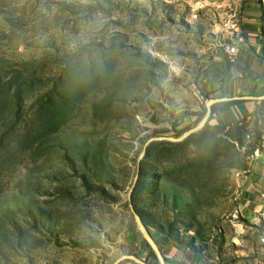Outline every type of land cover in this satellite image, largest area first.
<instances>
[{
    "label": "rangeland",
    "instance_id": "rangeland-1",
    "mask_svg": "<svg viewBox=\"0 0 264 264\" xmlns=\"http://www.w3.org/2000/svg\"><path fill=\"white\" fill-rule=\"evenodd\" d=\"M230 6L0 0V264L174 262L151 243L262 264L264 221L233 233L244 251L210 240L261 149L264 106L185 136L207 114L196 84Z\"/></svg>",
    "mask_w": 264,
    "mask_h": 264
},
{
    "label": "crops",
    "instance_id": "crops-1",
    "mask_svg": "<svg viewBox=\"0 0 264 264\" xmlns=\"http://www.w3.org/2000/svg\"><path fill=\"white\" fill-rule=\"evenodd\" d=\"M231 7L232 12L238 17L241 35L244 39V43L239 45L236 62L231 64L227 61L223 45L220 49L215 48L213 57L205 63L196 84L199 93L207 100L218 98L228 99L224 102L233 99L242 100L241 103L213 115L212 121L222 124L255 118L264 106V2L263 0H246L237 2ZM223 39L225 41L224 36ZM261 143V149L257 148L260 157L252 163V182L254 184L245 182L242 185V217L240 221L233 219L224 221L220 227L224 231L225 238L219 242L210 240L211 243L226 244L231 242L237 246V249H240L237 251H244L240 236L233 235V233L237 232L241 235L246 232L247 229L243 227V224H250V228L254 229L253 226H258L261 223L254 214V210L257 207L258 197L264 193V135L261 136ZM259 235L260 233L255 235L256 246H254L255 248L252 246L251 250H256L258 256L262 255L263 264L264 250L260 247ZM161 250L163 256L174 261L172 264L175 262L178 264H199L193 262L192 253H185L174 246L163 247ZM209 258L210 263L226 264L225 259L221 256L210 254ZM255 264H260L259 258Z\"/></svg>",
    "mask_w": 264,
    "mask_h": 264
},
{
    "label": "built area",
    "instance_id": "built-area-1",
    "mask_svg": "<svg viewBox=\"0 0 264 264\" xmlns=\"http://www.w3.org/2000/svg\"><path fill=\"white\" fill-rule=\"evenodd\" d=\"M232 4L237 2H245L246 0H230ZM232 7H229L228 13L224 16L225 18L222 21V32L225 37V43L223 44V48L227 57V61L229 63H235L237 56L239 54V45L244 43V39L241 35V26L238 20V17L235 13L232 12ZM260 157V153L258 150L253 152L251 155L250 166L245 170H240L236 173V178L239 183V187L237 188L235 195V202L237 203V208L235 213L232 215L233 220H239L242 217V201H243V192L242 185L245 182H252V163ZM254 214L258 217L260 221H264V193H262L258 197L257 207L254 210ZM225 238L224 231L221 227L213 234L211 241L219 242ZM259 244L260 247L264 250V228L259 235ZM264 264V263H263Z\"/></svg>",
    "mask_w": 264,
    "mask_h": 264
},
{
    "label": "water",
    "instance_id": "water-1",
    "mask_svg": "<svg viewBox=\"0 0 264 264\" xmlns=\"http://www.w3.org/2000/svg\"><path fill=\"white\" fill-rule=\"evenodd\" d=\"M263 2H264V0H263ZM227 100H228V99H225V98H218V99L208 100V102H207V114H206V116H205V118H204V120H203V122H202V125H201L199 128H197V129H195V130H191L190 132L186 133L185 136H188V135H190V134H193V133H195L197 130H199L202 126H205V124L209 121L210 116H211V107H212L214 104H218V103H220V102H224V101H227ZM137 179H138V176H137L136 180H137ZM137 218H138V217H137ZM138 219H139V218H138ZM139 225H140V227H141V231H142L144 237H145L147 240L150 241V239L148 238V235H147V234L144 232V230H143V227H142V224H141L140 220H139ZM151 244H152V246L154 247V249H155V251H156L158 257L160 258L161 262H163V255L160 253L159 249H158L153 243H151Z\"/></svg>",
    "mask_w": 264,
    "mask_h": 264
},
{
    "label": "trees",
    "instance_id": "trees-1",
    "mask_svg": "<svg viewBox=\"0 0 264 264\" xmlns=\"http://www.w3.org/2000/svg\"><path fill=\"white\" fill-rule=\"evenodd\" d=\"M242 100H239V99H233V100H230L228 102H224V103H219V104H216L212 107L211 109V119L209 120H212L213 119V115L218 112V111H225L227 110L228 107L232 106V105H236V104H239L241 103Z\"/></svg>",
    "mask_w": 264,
    "mask_h": 264
}]
</instances>
